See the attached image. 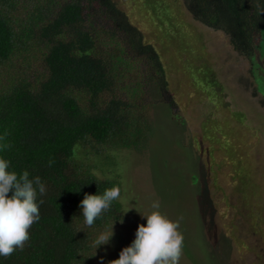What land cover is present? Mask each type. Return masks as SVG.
Segmentation results:
<instances>
[{"label": "trees", "instance_id": "1", "mask_svg": "<svg viewBox=\"0 0 264 264\" xmlns=\"http://www.w3.org/2000/svg\"><path fill=\"white\" fill-rule=\"evenodd\" d=\"M151 2L155 26L166 36L178 33L179 46L185 48L178 12L171 11L167 0ZM182 2L194 20L225 34L239 55L253 56L264 30V0ZM138 8H144L142 0ZM4 67L12 71L0 83V155L18 175L27 170L30 178L39 176L46 194L38 197L43 199L40 219L29 228V240L23 249L0 257V264H97L100 254L107 257L104 264L117 259L112 237L97 249L94 240L125 221L120 198L91 227L84 226L78 205L85 193L102 194L114 185L122 195L121 181L106 175L103 166L115 164V152L146 142L152 84L160 98L156 103L177 112L158 52L115 0H0V69ZM187 69L197 96L224 112L200 129L194 144L208 178L221 181L228 163L242 186L252 190L242 138L231 122L244 124L243 112L231 111L226 96L212 88L219 84L209 70L192 63ZM217 137L220 145H214ZM96 161L103 164L100 174L94 171ZM220 211L226 225L231 213Z\"/></svg>", "mask_w": 264, "mask_h": 264}, {"label": "rangeland", "instance_id": "2", "mask_svg": "<svg viewBox=\"0 0 264 264\" xmlns=\"http://www.w3.org/2000/svg\"><path fill=\"white\" fill-rule=\"evenodd\" d=\"M115 1L158 52L178 109L173 114L165 104L156 103L160 100L157 90L154 84L148 86L153 103L146 142L115 152L113 165L95 162V172L100 174L103 166L106 175L117 176L123 188L120 203L125 221L112 227V253L130 244L137 225L146 222L141 215L153 211L151 205L158 202L163 215L179 222L178 231L183 235L179 264H264V30L253 56L247 58L232 49L225 34L194 20L182 0H167L171 11L178 12L176 23L185 33L183 46L189 47L181 48L178 33L173 37L162 34L161 27L155 26L157 21L149 17L156 13L151 0H142L140 10L141 0ZM191 63L209 70L211 80L220 85L212 88L226 96L231 111L243 112L244 124L231 122L232 130L242 138L241 156L247 161L246 177L252 179V190L242 186L228 163L223 166L221 181L208 178L194 144L200 129L224 112L197 96V89L186 79ZM11 71L9 67L0 69V83L9 79ZM217 139L214 145L221 144ZM222 208L231 213L226 225ZM97 256V264L101 257L103 264L107 262V257Z\"/></svg>", "mask_w": 264, "mask_h": 264}, {"label": "clouds", "instance_id": "3", "mask_svg": "<svg viewBox=\"0 0 264 264\" xmlns=\"http://www.w3.org/2000/svg\"><path fill=\"white\" fill-rule=\"evenodd\" d=\"M45 194L46 186L39 176L30 178L27 170L18 175L10 170V161L0 155V257L6 258L17 249H23L29 240V228L40 219L43 199L38 197ZM120 195L121 190L115 185L102 194L85 193L78 205L84 226L91 227ZM151 207L153 211L141 215L146 222L137 225L134 239L108 264H179L183 248L179 222L163 215L158 210V202H153ZM112 227L113 224L96 236L95 249L109 242L113 236ZM100 259L103 264V258Z\"/></svg>", "mask_w": 264, "mask_h": 264}]
</instances>
